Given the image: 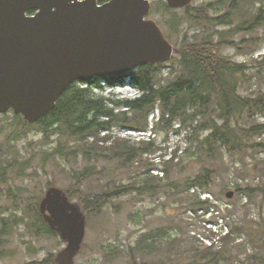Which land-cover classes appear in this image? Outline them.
<instances>
[{
    "label": "rangeland",
    "instance_id": "obj_1",
    "mask_svg": "<svg viewBox=\"0 0 264 264\" xmlns=\"http://www.w3.org/2000/svg\"><path fill=\"white\" fill-rule=\"evenodd\" d=\"M160 1L151 0L152 6ZM218 1L193 0L192 4L198 7ZM260 6L248 4L242 10L252 14ZM262 9L264 15V4ZM177 10V19H180L183 12ZM226 10L227 6L216 4L211 14L220 16ZM148 19L154 20L173 44L174 58H178V48L185 38L193 40L198 35L199 29L188 23L173 30L169 24L171 17L162 8ZM231 29L233 26L217 28L216 39ZM229 42L232 45H226L222 54L248 68L240 82L239 94L247 99L264 97V21L254 32L235 34ZM173 62L174 59L165 63L162 69L163 84L172 80V73L178 70ZM98 79L90 85L96 95L109 97L114 94L119 100H132L140 95L138 89L129 86V81L111 87L105 79ZM76 85L88 86L80 82ZM160 118L159 110H155L149 114L145 130L116 124L109 131L101 130L96 136L85 139L86 144L99 141L101 147L111 145L117 138L129 140L135 146L143 142L155 143L154 153L121 167L110 150L95 149L94 153L88 148L93 152V156L88 157L92 158L89 162L84 156L86 148L79 141H63V156H54L55 148L61 143L58 136L47 138L37 128L14 135L17 121L12 113L0 114V156L9 170L7 179L0 180V233L4 231L0 236V264H49L46 260L51 256L57 262V255L65 243L59 236H35L22 196L25 194L24 198L33 202L42 192L45 195L50 184L74 192L73 176L88 166H92L94 176L81 187L83 196L93 199L106 190L117 189H126L128 194L113 199L100 213H85L86 235L76 264H133L132 249L137 251L140 245L144 251L138 254L140 261L162 264L167 260L165 250L176 241L185 256L177 257L175 264H188L189 251L207 249L212 243L215 250H224L218 261L203 264H255L251 257L264 252V150H250L241 156H230L223 151L210 159L203 155V150L197 149L191 132L178 131V122L171 129L158 125ZM253 120L264 124V114H258ZM207 135L208 132L202 133L199 139ZM105 138L108 139L105 141ZM254 140L263 142L264 134ZM175 152L178 158L172 165V173L166 177L164 169ZM206 168L214 170L212 195L198 186L189 188V179ZM21 170L25 175L17 177V171ZM236 186L242 190L236 192ZM143 188L150 189L144 192ZM230 191L234 192L232 199L226 196ZM196 195L203 199L210 197L218 210L195 214L190 204ZM73 202L80 203L77 199ZM3 219L7 220L6 225ZM231 227L236 228V232L229 237L227 233Z\"/></svg>",
    "mask_w": 264,
    "mask_h": 264
},
{
    "label": "trees",
    "instance_id": "obj_2",
    "mask_svg": "<svg viewBox=\"0 0 264 264\" xmlns=\"http://www.w3.org/2000/svg\"><path fill=\"white\" fill-rule=\"evenodd\" d=\"M216 4L227 6V10L220 16L211 14V9ZM248 4H260L261 6L250 14L242 10ZM263 4L264 0H219L215 4H204V6L198 7L191 4L180 10L183 15L177 19L179 16L176 13L179 10L168 7L161 0L152 6L151 15L158 14L159 8H162L166 15L171 17L169 24L173 30L180 29L187 23L190 27L199 29L195 39H184L178 48V58H172L171 62L174 59L173 66L178 69L172 73V80L165 84L161 82L165 63L141 66L123 76L104 78L111 87L124 85L129 81V85L140 92V95L132 100H119L114 94L109 97L94 94L90 85L96 83L98 78L88 82L86 87L77 86L76 83L72 84L58 100L56 108L34 124L26 122L21 115L10 111L17 121L14 135L22 134L28 128H37L47 138L58 136L61 143L55 148L54 156H63V141L67 143L79 141L86 148L84 156L89 162L92 161V158L88 159V157L93 156L95 149L110 150L114 154V160H118L121 167H127L145 155L154 153L156 151L155 143L152 141L143 142L140 146H135L129 140L117 138L111 145L101 147L99 141L94 144H86L84 143L85 139L89 136H96L101 130L109 131L116 124H121L129 129L145 130L148 126L149 114L159 110L161 118L158 125L171 129L178 122L180 124L178 131L191 132L192 140L197 141V149L203 150V155L210 159L215 158L223 151L230 156H241L250 150H264V141L254 140V137L264 134V124H258L253 120L258 114H264V97L247 99L239 94L240 82L248 68L244 64L232 62L221 52L226 45H232L229 40L235 34L251 33L262 25V21H264ZM232 26L233 29L221 34L218 40L216 39L214 33L217 28ZM1 115L5 116L7 113ZM205 132H208V135L199 139ZM88 148H91L90 151L93 152L87 150ZM76 152L77 150H75ZM177 158V152H175L164 169L166 177L172 173V165ZM91 167L88 166L84 171L73 176L74 192H71L70 189L64 190L71 202L75 199L80 202L77 205L84 216L85 213H100L113 199L128 194L126 189H117L106 190L93 199L83 196L81 187L94 176ZM10 169H12V165H10ZM7 172L9 174V170L4 167L0 156L1 181L7 179ZM23 175L25 174L22 170L17 171V177ZM213 175L214 170L204 169V172L189 179V188L198 186L212 195ZM49 186V188L55 187V184ZM149 189L143 188L142 190L145 192ZM248 189L251 192L254 191L251 188ZM241 190L240 186H236V192ZM24 197L25 194L22 198L26 205L25 210L27 214L29 213L30 227L32 230L34 229L35 236L58 237L57 233L48 227L39 211V203L44 197L43 192L36 196L33 202ZM190 206L195 214L218 210V206L213 203L211 198L203 199L200 195H196V199L191 202ZM31 216L33 218H30ZM3 222L6 225L7 220L3 219ZM235 229L234 227L229 229L227 233L229 237L236 232ZM3 235L4 231L0 233V236ZM213 235L216 236L214 233ZM229 237L226 242L230 239ZM0 243L2 244V242ZM195 251H189L188 255L191 256V260L188 264H203L209 261L214 263L220 259L221 251L215 250L214 243L207 249L197 248ZM142 252L144 251L141 245L138 246L137 251L132 249L133 264H147L140 261L138 254ZM165 255L167 260L162 264H175L177 263L175 259L185 256V253L181 251V247L176 241L165 250ZM251 258L255 264H264V252ZM46 262L57 264L53 256ZM30 264L40 263L32 262Z\"/></svg>",
    "mask_w": 264,
    "mask_h": 264
},
{
    "label": "water",
    "instance_id": "obj_3",
    "mask_svg": "<svg viewBox=\"0 0 264 264\" xmlns=\"http://www.w3.org/2000/svg\"><path fill=\"white\" fill-rule=\"evenodd\" d=\"M165 1L183 9L193 0ZM151 10V0H0V114L34 124L72 84L169 62L175 48ZM39 211L65 243L57 264H76L86 235L78 205L51 187Z\"/></svg>",
    "mask_w": 264,
    "mask_h": 264
},
{
    "label": "built area",
    "instance_id": "obj_4",
    "mask_svg": "<svg viewBox=\"0 0 264 264\" xmlns=\"http://www.w3.org/2000/svg\"><path fill=\"white\" fill-rule=\"evenodd\" d=\"M212 244H213V243H212ZM212 244H211V245H212Z\"/></svg>",
    "mask_w": 264,
    "mask_h": 264
}]
</instances>
